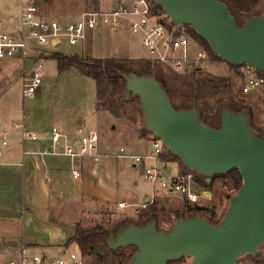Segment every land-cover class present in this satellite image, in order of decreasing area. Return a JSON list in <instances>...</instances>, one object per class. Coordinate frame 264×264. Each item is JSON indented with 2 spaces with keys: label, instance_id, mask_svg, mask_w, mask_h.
I'll return each instance as SVG.
<instances>
[{
  "label": "water",
  "instance_id": "water-1",
  "mask_svg": "<svg viewBox=\"0 0 264 264\" xmlns=\"http://www.w3.org/2000/svg\"><path fill=\"white\" fill-rule=\"evenodd\" d=\"M160 8L179 30L191 26L224 62L250 65L264 74V14L239 26L220 0H156L153 9ZM124 81L126 94L140 99L145 129L168 155L208 183L237 169L243 184L219 224L205 217H179L169 232L159 229L157 220L130 224L110 236V249L136 248L130 264H169L185 257L192 264H237L255 256L264 245V139L251 128L248 115L226 109L220 125L211 127L195 106L176 110L153 74L131 73Z\"/></svg>",
  "mask_w": 264,
  "mask_h": 264
},
{
  "label": "rangeland",
  "instance_id": "rangeland-1",
  "mask_svg": "<svg viewBox=\"0 0 264 264\" xmlns=\"http://www.w3.org/2000/svg\"><path fill=\"white\" fill-rule=\"evenodd\" d=\"M41 11L44 15L57 17L59 19H66L80 15L84 11L102 9H112L116 0H38ZM227 3L233 5L237 11L245 12L249 9L261 7L262 0H225ZM0 10L7 14L16 16L17 4L15 0H0ZM164 17V16H163ZM0 23L8 25L7 15L0 18ZM7 23V24H6ZM3 28L2 26H0ZM0 31L5 30L1 29ZM62 54L68 56L78 55L84 59H147L152 62L153 72L156 62L151 60V56L142 45L141 40L133 36L128 30H121L117 32H109L106 30H99L92 32L84 45L71 47L64 44L60 49ZM50 59V58H49ZM15 61H0V111L3 110L4 105H13L15 107H23L33 119L32 124L36 129L45 127L51 131L52 128L57 127L59 131L67 137L78 139L76 135L80 132L82 135H87L95 132L99 135V142L105 153L114 154L120 152V149H125L129 153H134L131 144L134 140L135 133L140 136L141 130L145 129L143 113L137 112L135 121H127L128 126L123 120L114 118L106 111L98 112L96 109L97 103V85L92 78L83 76L77 72L69 71L65 73L58 72L57 63L49 60L44 63V81L36 96L33 99L24 100L22 97V83L20 80L19 67L15 65ZM160 69L157 71L163 76L184 75L174 72L168 65L159 63ZM196 74L195 77H212L229 79L231 90L235 101L239 104V110H245L248 115L249 122L254 131L264 137V86L254 93L244 94L242 86L244 79H242L237 71L231 65L224 61L205 62L198 64L188 76ZM154 75V73H153ZM168 88L174 89L173 84L166 83ZM130 109L140 108L138 100L129 104ZM33 115V117H32ZM70 116L71 122L65 125L64 120L60 116ZM58 125V126H57ZM62 125L63 127H60ZM148 145L153 143V134L147 135ZM166 149V148H165ZM132 151V152H131ZM120 162V188L121 194L117 201H126L127 204L133 203L134 192H137L134 181H139V186L149 192L151 185L145 181H141L139 170L133 171L130 159H121ZM180 167L183 171V163L178 158L172 161ZM164 173H173L171 169L164 168L160 165ZM133 173V180H129L128 176ZM52 177V176H51ZM50 188L54 191V198L51 199L50 208L40 215V220L44 227L37 228L29 226L26 234L29 237H34L37 246L32 248L36 254L44 255L46 257H57V252L61 248H57V229L64 227L72 235L78 227L84 229H91L98 225L104 226L108 230L118 228L123 222H131L134 220L126 219L130 213L136 208L131 206L125 209L112 207L114 205L107 204L101 206L100 202H96L90 198L86 200L85 197L77 195L65 198L56 182L51 181ZM153 190V189H152ZM203 190V189H201ZM204 191V190H203ZM237 189L231 179L217 178L211 191L208 193L209 197H204L196 204L188 202L185 198L182 199L179 195H165L163 200L165 205L162 208L164 212L160 215V229L169 232L175 225L176 213L183 212V206L187 203L191 206H204L212 209L217 214V220L221 222L230 207V201L237 195ZM158 193H162L158 191ZM163 194V193H162ZM141 197L140 194H136ZM143 196V195H142ZM111 206V207H110ZM97 208H99L97 210ZM181 208V210H178ZM177 209V210H176ZM124 210V211H122ZM148 208L140 209V213L147 211ZM135 215V214H133ZM126 216V217H125ZM210 215L207 214L206 217ZM137 217V216H136ZM139 221L137 219L135 222ZM75 234V233H74ZM73 234V236H74ZM73 236H70L71 238ZM70 238V239H71ZM63 249H68L67 252L78 251L75 244L69 247L62 246ZM125 258L130 259L134 255L131 250H124ZM121 254L112 256L107 263L118 264ZM7 257L1 255L0 264L6 261ZM87 262L92 264L100 262L95 257H88ZM103 263V262H101ZM177 264H192L191 257H185ZM237 264H264V245L261 246L255 256H246L240 259Z\"/></svg>",
  "mask_w": 264,
  "mask_h": 264
},
{
  "label": "built area",
  "instance_id": "built-area-1",
  "mask_svg": "<svg viewBox=\"0 0 264 264\" xmlns=\"http://www.w3.org/2000/svg\"><path fill=\"white\" fill-rule=\"evenodd\" d=\"M17 14L11 18L9 27L0 31V61L21 63L20 80L24 100L33 99L44 81V63L55 53L60 52L64 44L71 47L84 45L92 32L106 30L119 32L128 30L138 37L151 60L168 65L174 72L185 74L194 70L198 64L209 61L208 52L190 39L182 29L168 28L171 25L165 15L153 9L150 0H116L112 9H94L84 11L70 20L44 15L38 0H15ZM164 16V17H163ZM244 94L254 93L264 86V77L259 76L250 66L242 67ZM12 129L18 132L22 142H38L39 136L30 129L25 117L12 123ZM76 144L66 148L60 154L71 159L91 155L97 148L99 135L91 132L79 133ZM53 151L44 154L57 155L59 143L67 142V135L57 127L50 131ZM151 152L145 155H129L124 149L120 157L132 160L135 165L143 166V177L153 188V199L161 191L164 195H180L188 202L196 204L202 196L209 197L196 183L195 174L190 171L167 175L161 169V155L166 151L159 139H153ZM9 146L4 133H0V154ZM80 174L73 172L77 180ZM154 201L144 204L146 209ZM119 208H125L120 203ZM80 251H71L58 257H46L36 254L31 248L19 246L15 256L2 264H90ZM92 264H103L94 262Z\"/></svg>",
  "mask_w": 264,
  "mask_h": 264
},
{
  "label": "crops",
  "instance_id": "crops-1",
  "mask_svg": "<svg viewBox=\"0 0 264 264\" xmlns=\"http://www.w3.org/2000/svg\"><path fill=\"white\" fill-rule=\"evenodd\" d=\"M5 15H7L8 25L0 23V26L3 27H0L1 29H7L11 18L14 16L0 10V18ZM14 63L20 70L21 63L17 61ZM24 117L30 129L38 134V142H22L18 132L12 129V123L20 121ZM60 118L64 120L65 125H68L72 119L68 115L65 117L60 116ZM32 120L31 115L25 111L24 106L4 105L3 110L0 111V133H4L9 141V146L0 154V257L4 255L7 257L6 260H8L16 255L19 246L31 249L37 246L35 238L33 236L29 237L26 234V230L29 226L44 227L39 223H42L40 215L50 208L51 199L54 198V191L49 186L51 181L56 182L58 189L62 193H66L64 195L66 199H69L72 195L74 197L80 195L85 197L86 200L90 198L100 202L101 206L110 204L117 209L120 203H125L126 208L129 206L136 208L126 218L134 220L132 221L134 223L139 219L141 214L139 211L142 206L151 201H154L152 205L157 208L159 215L164 212L162 208L165 205V201L162 197L165 195L156 193L153 199L152 186L151 190L147 192L139 186V181H134V185L139 191L134 192L133 200H142V204L139 201H132L133 203L130 204L123 200L117 201V196L119 197L121 194L119 161L127 159L120 157V152L114 154L105 153L106 150L98 145L91 155L71 159L60 154L77 142V139L68 137L67 142L63 141L57 145L55 150L57 155L44 154L45 150L53 151L50 132L45 127L36 129L32 124ZM123 121L130 126L127 121ZM60 127L63 126L60 125ZM79 133L77 132L76 135H79ZM134 136L131 144L134 153H129L124 149L127 154L145 155L151 152L152 144L148 145L147 136L142 137L141 134L139 136L136 133ZM131 165L134 169L133 171L139 170L141 181L149 183L143 177V166L135 165L133 162ZM162 166L174 171L170 175L181 173L180 167L173 162H162ZM74 171L80 174L77 180L73 178ZM133 171L128 176L129 180L133 178ZM165 174L168 175L166 172ZM136 194H140L141 197ZM182 199L184 200L183 197ZM184 208L185 206H183ZM178 210H181V208H178ZM59 228L57 229V248L61 249L58 250L57 257L68 253V249H63L62 246L67 245L71 238L70 236L76 233L75 231L71 235L64 227L60 226Z\"/></svg>",
  "mask_w": 264,
  "mask_h": 264
},
{
  "label": "trees",
  "instance_id": "trees-1",
  "mask_svg": "<svg viewBox=\"0 0 264 264\" xmlns=\"http://www.w3.org/2000/svg\"><path fill=\"white\" fill-rule=\"evenodd\" d=\"M150 1L152 5L155 6L156 0ZM220 1L228 5L231 13L236 17L239 26H243L254 16H261L264 14V0L260 2L261 7L259 10L258 8L253 7L245 12L237 11L233 5L227 3L225 0ZM156 12L161 15H165L162 8L156 10ZM174 27L176 28V24L172 23L171 25H168L169 29ZM182 31L187 34L191 40L196 42L200 47L208 52L209 62L223 61L212 52L208 42L202 39L191 26H184ZM49 60H53L57 63L59 73L74 71L83 76L94 79L97 85V111H106L116 119H126L134 122L136 113L142 112L140 99L138 97L133 99L131 96L126 94L124 75H129L131 73H135L137 75H152L154 73V76L161 83L176 110H189L195 106L200 112L201 120L211 127H217L220 125L221 114L226 109L235 114L246 113L245 110H239L240 107L233 97L229 79L212 78L208 76H200L197 78L195 77L196 74L188 76L187 74L190 72L185 73L182 76L172 75L171 77H166L157 72L160 69V66L158 65L159 63L156 62V65L154 66L155 71L153 72L152 62L146 59L111 58L87 60L78 55L68 56L57 52L53 54ZM242 67L232 66V68L237 71L238 75L244 79ZM256 73L259 76L264 77L262 72L256 70ZM166 83L173 84L174 89L170 90ZM135 100H138L140 108L132 107V109H130V107H128L129 104L134 103ZM251 128L253 129L252 126ZM148 134H150V132L146 129L141 130L142 137L147 136ZM258 136L264 139L261 135L258 134ZM154 139L157 138L154 137ZM174 158L178 157L168 155L167 151L161 155V160L164 163L172 162ZM182 169L183 171H181V173L190 172L184 164ZM193 173L196 177L197 186L206 192L211 191L213 183L217 178L231 179L237 191H239L243 184L242 176L237 169L221 176H214L210 183L207 182L205 177L198 175L196 172ZM183 212L186 214L185 216H183L181 212L175 214L176 220L179 217H205L213 224L220 223V221L217 220V214L212 209L206 208L204 210H200L197 205L191 206L187 203ZM207 214L210 216L206 217ZM152 220L158 221V228L160 229L159 211L154 205H149L148 210L139 215V221L136 223L127 221L123 222L114 230H108L102 225H98L91 229L78 227L75 235L68 241L66 246L69 247L70 245L75 244L83 256L95 257L100 262H103V264H109L107 263L108 260L112 256L119 254H121L122 257L118 260V264H130L134 255L137 253V249L129 247L114 251L108 246L107 240L111 235L115 236L118 232L130 224L144 226ZM124 250H131L134 254L132 258H125L122 253ZM179 261L171 262L169 264H177Z\"/></svg>",
  "mask_w": 264,
  "mask_h": 264
}]
</instances>
